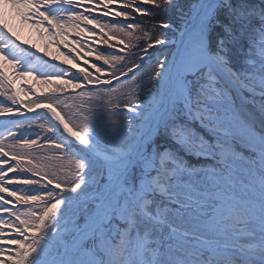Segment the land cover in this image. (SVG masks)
Returning <instances> with one entry per match:
<instances>
[{"label": "snow or ice", "instance_id": "obj_1", "mask_svg": "<svg viewBox=\"0 0 264 264\" xmlns=\"http://www.w3.org/2000/svg\"><path fill=\"white\" fill-rule=\"evenodd\" d=\"M0 97V264H264V0H0Z\"/></svg>", "mask_w": 264, "mask_h": 264}, {"label": "rangeland", "instance_id": "obj_2", "mask_svg": "<svg viewBox=\"0 0 264 264\" xmlns=\"http://www.w3.org/2000/svg\"><path fill=\"white\" fill-rule=\"evenodd\" d=\"M169 15V17H170V15H171V17L172 18H174V20H175V16H174V14H172V13H169L168 14ZM14 27H15V30L17 31V33H18V35H20L21 36V39L22 40H26V39H29L30 40V44H28V47H30V45L31 44H36L37 45V48H44V46H45V41L33 30V29H31V28H29L28 26H26V25H14ZM50 52L52 53V55L53 56H58V55H60L59 54V52H57V50H56V45H52L51 47H50ZM48 60H49V63H56L57 64V66L58 67H63L64 65H63V56H61L60 57V60L58 61V62H53L52 60H51V57H48L47 58ZM98 64H102V61H100V62H97ZM85 67H87L86 65H85ZM91 71H94L93 69H90ZM73 71H75V70H73ZM27 80H29V81H27ZM25 81H27V87L29 88V87H33V84L35 83L34 82V80L31 78V77H29L28 79L26 78V79H24V80H19L18 81V83H17V86L18 87H21V88H26V87H24V82ZM37 82V81H36ZM118 88H119V86H117ZM134 87V82H132V81H128V83H127V85H126V91H131V89ZM38 91H40V90H38ZM40 94V93H39ZM38 94V95H39ZM30 96V95H29ZM29 96L28 97H25L24 95H23V93L21 94V98L23 97L24 99H28L29 98ZM32 97V96H31ZM0 102H3V103H7L6 101H5V99L3 98V97H0ZM116 118H118V117H116ZM4 123V118H2V117H0V124H3ZM55 151V150H54ZM52 153H55V152H53V151H51V152H48L47 153V155H50V154H52ZM56 154V153H55ZM57 155H58V153H57ZM55 156V155H54ZM69 158V163H71V164H73L72 163V159L70 158V157H68ZM68 161L66 160V159H63L62 161L61 160H54V161H51V163H53V164H56V165H60L61 166V169L63 170L62 172H64L65 173V167H64V164H66ZM73 166H74V164H73ZM72 170V169H71ZM67 172V171H66ZM62 179L64 178V176H62L61 177Z\"/></svg>", "mask_w": 264, "mask_h": 264}, {"label": "trees", "instance_id": "obj_3", "mask_svg": "<svg viewBox=\"0 0 264 264\" xmlns=\"http://www.w3.org/2000/svg\"><path fill=\"white\" fill-rule=\"evenodd\" d=\"M157 19H163V20H173L174 21V18H172L171 17V15H170V17H169V15L167 14V15H165V16H158L157 17ZM28 79V78H27ZM27 81H29V80H27ZM27 81H25L24 82V87H26V88H28L27 87ZM35 83L33 84V87H30V88H32L33 89V91H34V93H35V95H38L39 93H41V91H47V86H45V85H42V84H40V83H38V82H36V81H34ZM38 90H40V91H38ZM32 96V97H31ZM31 98H35L34 97V95H30L29 96V98L28 99H31ZM22 99H24L23 97H22ZM53 152H55V153H52V154H50V155H52V156H59V155H61L60 153H58V152H56V151H54L53 150ZM57 153H58V155H57ZM68 162L66 163V164H64V167H65V173H70L72 170L71 169H73V164H71V163H69V158H65ZM57 161V160H56ZM62 170V169H61ZM63 171V170H62ZM67 171V172H66ZM69 179H70V177H69Z\"/></svg>", "mask_w": 264, "mask_h": 264}, {"label": "bare ground", "instance_id": "obj_4", "mask_svg": "<svg viewBox=\"0 0 264 264\" xmlns=\"http://www.w3.org/2000/svg\"><path fill=\"white\" fill-rule=\"evenodd\" d=\"M26 40L29 42V44L31 43L29 39H26Z\"/></svg>", "mask_w": 264, "mask_h": 264}]
</instances>
